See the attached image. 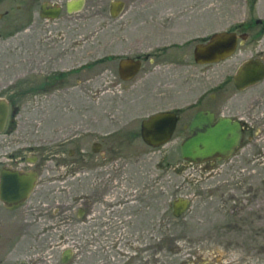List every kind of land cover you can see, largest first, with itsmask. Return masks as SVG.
<instances>
[{
  "label": "flooded vegetation",
  "instance_id": "1",
  "mask_svg": "<svg viewBox=\"0 0 264 264\" xmlns=\"http://www.w3.org/2000/svg\"><path fill=\"white\" fill-rule=\"evenodd\" d=\"M66 2L30 0L29 7H35L44 20L71 21L79 18L87 0L81 10L71 12ZM43 5L58 6V16L41 17ZM221 31L229 34L227 39L235 38L236 46L218 63L198 65L192 54L195 45L208 41L212 33L163 44L152 57L148 53L126 54L118 59L116 70L118 74L122 58L151 63L150 59L167 53L168 48H185L181 57L167 65L184 64L183 72L200 82L203 89L184 109L166 110L177 116L166 144L178 143L179 147L190 135L197 114L211 118V125L225 119L238 126V141L224 156L214 155L200 162L180 155L189 165L193 182L206 184L208 201L216 203V212L225 218L223 226L234 229L245 226L251 218L259 219L258 194L263 188L259 167L264 158V0H245L236 22ZM216 64H221L226 76L210 86L209 75L214 72L210 66ZM84 67L80 64L54 73L34 87L48 91ZM141 69L142 65L139 72ZM9 103L7 124L0 135L12 133L17 112L11 114V110H17ZM88 127L64 130L58 125L49 130V136L19 135L0 141V264H164L174 256L178 264H212L197 261L195 235L186 228L192 200L175 195L168 206L171 219L166 214L162 174L132 171L127 150L116 145V134L97 133ZM177 199L189 202L183 212L174 210ZM173 221L176 230L169 228L166 237V225L170 227Z\"/></svg>",
  "mask_w": 264,
  "mask_h": 264
},
{
  "label": "rangeland",
  "instance_id": "2",
  "mask_svg": "<svg viewBox=\"0 0 264 264\" xmlns=\"http://www.w3.org/2000/svg\"><path fill=\"white\" fill-rule=\"evenodd\" d=\"M110 1L87 0L79 18L66 21L41 19L35 7H29L30 0H0V96L17 110L12 133L1 134L0 141L19 135L49 136V130L58 125L64 130L86 125L97 133L111 131L117 147L127 150L132 171L162 174L165 209L171 219L168 206L175 195L192 200L186 228L194 232L197 261L264 264V158L259 167L263 187L258 194L259 219L225 228L216 203L208 201L206 184L193 182L178 143L152 148L140 137L143 118L169 108L184 109L202 91L200 82L183 72L184 64L167 65L181 57L185 48L171 47L150 59L151 63L144 61L131 81L120 80L116 70L118 59L126 54L152 57L163 44L227 29L236 22L245 0H124V10L116 19L108 14ZM80 64L87 67L70 74L64 83L48 91L34 87ZM210 68L214 69L208 79L212 86L226 73L221 64ZM175 223L166 225V237L169 228L176 230ZM177 262L174 256L164 264Z\"/></svg>",
  "mask_w": 264,
  "mask_h": 264
},
{
  "label": "water",
  "instance_id": "3",
  "mask_svg": "<svg viewBox=\"0 0 264 264\" xmlns=\"http://www.w3.org/2000/svg\"><path fill=\"white\" fill-rule=\"evenodd\" d=\"M124 1L111 0L110 15L117 17L124 8ZM84 6V0H67V11H79ZM60 12L58 6L41 7V17L56 18ZM225 31L214 32L208 41L197 43L194 47V61L198 65L218 63L233 53L236 46L235 38L230 37ZM142 65L140 59L122 58L119 61L118 74L121 80L129 81L135 77ZM10 112L9 100L0 97V133L5 130ZM15 108L11 110L14 114ZM210 119L197 114L190 125V135L179 146L180 155L186 160L204 161L217 155L224 156L238 141L239 129L228 120L219 119L214 125ZM177 116L172 111H159L143 119L140 124L142 140L151 147L166 144L170 139ZM18 177V174L16 175ZM21 177V176H19ZM189 202L187 199H177L173 202L174 210L183 212ZM180 214V213H176ZM67 253H64L66 255ZM24 264V263H21Z\"/></svg>",
  "mask_w": 264,
  "mask_h": 264
},
{
  "label": "bare ground",
  "instance_id": "4",
  "mask_svg": "<svg viewBox=\"0 0 264 264\" xmlns=\"http://www.w3.org/2000/svg\"><path fill=\"white\" fill-rule=\"evenodd\" d=\"M230 38V37H229ZM15 174V173H14ZM10 180V179H9ZM11 180H12V178H11ZM13 180H14V178H13ZM16 181H17V179H16ZM16 185H18V183L16 184Z\"/></svg>",
  "mask_w": 264,
  "mask_h": 264
}]
</instances>
